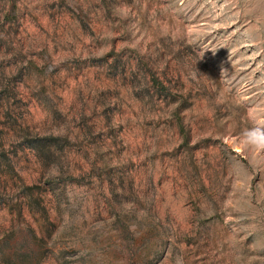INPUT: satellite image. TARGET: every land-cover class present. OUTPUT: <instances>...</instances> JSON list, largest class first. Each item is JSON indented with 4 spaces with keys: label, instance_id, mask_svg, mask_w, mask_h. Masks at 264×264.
<instances>
[{
    "label": "rangeland",
    "instance_id": "374dc122",
    "mask_svg": "<svg viewBox=\"0 0 264 264\" xmlns=\"http://www.w3.org/2000/svg\"><path fill=\"white\" fill-rule=\"evenodd\" d=\"M264 0H0V264H264Z\"/></svg>",
    "mask_w": 264,
    "mask_h": 264
},
{
    "label": "clouds",
    "instance_id": "9594fccd",
    "mask_svg": "<svg viewBox=\"0 0 264 264\" xmlns=\"http://www.w3.org/2000/svg\"><path fill=\"white\" fill-rule=\"evenodd\" d=\"M243 143L247 148L256 151H264V129L260 128H251L244 132ZM177 264H182L178 259Z\"/></svg>",
    "mask_w": 264,
    "mask_h": 264
}]
</instances>
